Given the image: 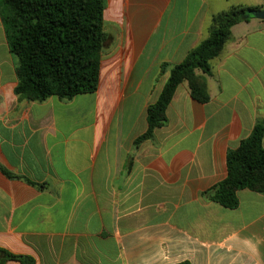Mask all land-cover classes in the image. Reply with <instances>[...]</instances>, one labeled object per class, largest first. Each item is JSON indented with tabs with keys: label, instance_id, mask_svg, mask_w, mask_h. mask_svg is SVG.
I'll use <instances>...</instances> for the list:
<instances>
[{
	"label": "crops",
	"instance_id": "obj_1",
	"mask_svg": "<svg viewBox=\"0 0 264 264\" xmlns=\"http://www.w3.org/2000/svg\"><path fill=\"white\" fill-rule=\"evenodd\" d=\"M263 5L106 0L98 89L70 101L15 94L0 17V250L33 264H264V193L239 191L234 210L203 196L226 179L228 151L264 122V20L232 28L206 76L207 103L182 83L166 124L135 144L212 17Z\"/></svg>",
	"mask_w": 264,
	"mask_h": 264
},
{
	"label": "trees",
	"instance_id": "obj_2",
	"mask_svg": "<svg viewBox=\"0 0 264 264\" xmlns=\"http://www.w3.org/2000/svg\"><path fill=\"white\" fill-rule=\"evenodd\" d=\"M106 0H0V17L14 56L18 85L15 94L29 102L51 97L70 101L95 93L107 35L103 26ZM264 7L234 6L212 17L209 36L170 69L158 100L148 107L147 132L136 145L151 139L167 122L166 112L182 83L200 103L210 99L206 76L231 37L232 28L251 19L248 11ZM167 65H163L164 70ZM200 73V74H199ZM10 178L11 174L2 169ZM227 177L203 196L227 209L239 207L238 192L264 193V122H258L237 150L227 153ZM33 264L26 256L0 250V264ZM188 264V263H181Z\"/></svg>",
	"mask_w": 264,
	"mask_h": 264
},
{
	"label": "water",
	"instance_id": "obj_3",
	"mask_svg": "<svg viewBox=\"0 0 264 264\" xmlns=\"http://www.w3.org/2000/svg\"><path fill=\"white\" fill-rule=\"evenodd\" d=\"M247 17L264 20V9L248 11Z\"/></svg>",
	"mask_w": 264,
	"mask_h": 264
},
{
	"label": "rangeland",
	"instance_id": "obj_4",
	"mask_svg": "<svg viewBox=\"0 0 264 264\" xmlns=\"http://www.w3.org/2000/svg\"><path fill=\"white\" fill-rule=\"evenodd\" d=\"M262 7H264V5H263ZM263 9H264V8H263Z\"/></svg>",
	"mask_w": 264,
	"mask_h": 264
}]
</instances>
